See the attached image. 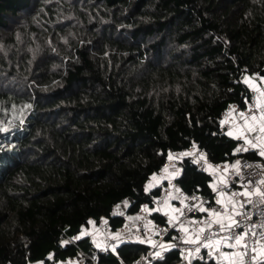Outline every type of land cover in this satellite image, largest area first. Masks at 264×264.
Returning <instances> with one entry per match:
<instances>
[{
  "label": "trees",
  "instance_id": "1",
  "mask_svg": "<svg viewBox=\"0 0 264 264\" xmlns=\"http://www.w3.org/2000/svg\"><path fill=\"white\" fill-rule=\"evenodd\" d=\"M263 68L264 0H0V264L145 252L64 240L92 221L122 225L120 201L127 215L154 207L148 182L174 151L231 157L220 114ZM210 180L186 159L177 183L211 195ZM178 259L171 249L152 264Z\"/></svg>",
  "mask_w": 264,
  "mask_h": 264
},
{
  "label": "built area",
  "instance_id": "2",
  "mask_svg": "<svg viewBox=\"0 0 264 264\" xmlns=\"http://www.w3.org/2000/svg\"><path fill=\"white\" fill-rule=\"evenodd\" d=\"M248 78L246 75V79ZM260 91L261 96L253 94L245 98L243 104L230 103L220 114L219 133L235 141L231 157L212 161L208 159L203 147L193 144L172 152V158L168 157L152 176L155 177L154 182L151 184L152 178L149 180L147 186L157 187L159 190L154 197L155 206L168 204V209L161 214L163 223L154 220L148 205L142 204L133 215L119 212L118 214L124 215L125 218L123 224L115 229H111L106 219H101L99 223L92 221L96 227L94 232L86 234V228H83L81 233L64 242L74 243L77 239L87 237L95 252L107 254L126 241L124 236L127 233L135 232L141 236L140 242L145 243L148 249L124 264H152L163 259L171 249L176 250L179 255L175 264H193L200 260L212 264H230L232 257L238 253L243 256L240 264H264V183H260L264 180V156L260 155L264 149H259L261 144L243 127L244 120L250 116L259 117L264 125V77L260 83ZM235 130L237 134L232 136L231 133ZM237 149L247 151L238 152ZM255 149H259L258 157L252 158L243 154ZM183 153L190 155L185 156ZM186 159L211 177V195L186 193L180 188L177 178ZM249 180L254 183H248ZM242 183L246 187H241ZM214 188L218 191H214ZM223 194L230 197L232 202L222 203L220 196ZM244 201L250 202L241 207ZM233 203L236 206L235 212L231 208ZM125 205V201H120L115 207V212L120 208L125 210ZM214 211L223 215H213ZM236 212L241 214L237 215ZM217 221L225 225L239 221L241 227L233 228L232 231L227 228L221 230ZM183 226L186 227L185 230ZM242 230L248 233L241 241L247 248L235 244L231 239ZM99 234L100 241L97 240ZM69 259H73L75 264H97L93 257L81 249L74 257L55 264H67Z\"/></svg>",
  "mask_w": 264,
  "mask_h": 264
},
{
  "label": "crops",
  "instance_id": "3",
  "mask_svg": "<svg viewBox=\"0 0 264 264\" xmlns=\"http://www.w3.org/2000/svg\"><path fill=\"white\" fill-rule=\"evenodd\" d=\"M247 84L248 87L251 91V95L255 94L258 96H261V91H260V83L262 82V77L260 76H251L247 79ZM243 127L253 136L255 137L258 142L261 144L259 146V149H264V125L262 124L261 120L259 117H254V116H250L248 118H246L244 120L243 123ZM237 134V130L233 131L231 133L232 136ZM255 146V145H254ZM258 150H254L256 153H258ZM155 177H152V179L150 180V183L152 184L154 182ZM220 200L222 201V203H231L232 199L226 195L223 194V196H220ZM168 209V204L162 205V206H154L153 208H149V212H152V210H156L159 214H162ZM119 212L124 213L125 210L120 208L116 210V213L118 214ZM161 215V216H162ZM163 217V216H162ZM95 223H90V225L88 227H86V229L84 230L86 234L92 233L96 230V227L94 225ZM183 229L185 230L186 227L183 226ZM126 241H140L141 236L138 233H133V232H129L127 233V235L124 236ZM98 241L101 240V235H98L97 238ZM242 254L238 253L236 254V256H233L230 264H240L242 261ZM68 264H75L74 261L69 262Z\"/></svg>",
  "mask_w": 264,
  "mask_h": 264
},
{
  "label": "snow or ice",
  "instance_id": "4",
  "mask_svg": "<svg viewBox=\"0 0 264 264\" xmlns=\"http://www.w3.org/2000/svg\"><path fill=\"white\" fill-rule=\"evenodd\" d=\"M229 134H230V133H229ZM241 150H243V151H247V149H237L238 152L241 151ZM183 155L187 156V155H190V153H183ZM260 155H261V156H264V151H261V152H260ZM171 158H172V157H171V155H170V156H169V159H171ZM209 167H211V165H209ZM249 175H250V174H249ZM248 183H254V182L251 181V180H249ZM260 183H264V180L260 181ZM241 187H246V185L242 183V184H241ZM213 190H214V191H218V189H216V188H214ZM257 191L259 192V189H257ZM219 202H220V201H217V203H219ZM248 202H250V201H244V202L241 203L240 206L243 207V206H244V203H248ZM231 208H232V211L235 212L236 206H235L234 203L231 205ZM201 210H204V209H201ZM212 214H213V215H216V216L223 215L222 213H220V212H215V211H214ZM236 214L239 215V214H241V213L236 212ZM217 223H220V222L217 221ZM240 227H241V224H240L239 221H233V223H232V224H229V225H225V224H223V223H220V228H221V230H224L225 228H227L228 231H232L233 228H240ZM247 235H248V233L242 230L241 233L236 234L235 236L231 237V239L235 241V244H241V241H242V240L244 239V237L247 236ZM186 242H187V241H186ZM205 246H207V245H205ZM229 246H233V245H229ZM241 246L244 247V248H247V245H246V244H241ZM196 251L198 252V251H199V248H197ZM253 251H254V250H253ZM157 255H158V254H157ZM253 258H254V257H253Z\"/></svg>",
  "mask_w": 264,
  "mask_h": 264
},
{
  "label": "rangeland",
  "instance_id": "5",
  "mask_svg": "<svg viewBox=\"0 0 264 264\" xmlns=\"http://www.w3.org/2000/svg\"><path fill=\"white\" fill-rule=\"evenodd\" d=\"M249 77H251V76H249ZM6 122V121H5ZM5 122H3V121H0V123L2 124V126H6V124H5ZM151 208H153V207H151ZM73 259H69V262H71ZM68 264V263H67Z\"/></svg>",
  "mask_w": 264,
  "mask_h": 264
},
{
  "label": "water",
  "instance_id": "6",
  "mask_svg": "<svg viewBox=\"0 0 264 264\" xmlns=\"http://www.w3.org/2000/svg\"><path fill=\"white\" fill-rule=\"evenodd\" d=\"M259 75H260L261 77H264V68L259 72Z\"/></svg>",
  "mask_w": 264,
  "mask_h": 264
}]
</instances>
